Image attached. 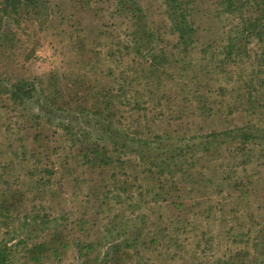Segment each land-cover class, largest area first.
<instances>
[{
	"label": "rangeland",
	"instance_id": "374dc122",
	"mask_svg": "<svg viewBox=\"0 0 264 264\" xmlns=\"http://www.w3.org/2000/svg\"><path fill=\"white\" fill-rule=\"evenodd\" d=\"M190 1L192 22L198 31L187 56L175 48L176 37L170 35L164 0H49L40 6L44 9L40 22L23 19L19 20L20 24H0V34L4 36L0 40V240L10 237L14 230L20 234L25 220L30 221L34 214L40 216L44 212L38 201L35 179L31 180L28 173V161L38 146L33 142L34 137L38 136V144L45 147V159L39 158L40 166L46 168L54 164L58 170L52 178L57 196L51 197L48 204L55 216L65 215L76 222L83 214L91 215L100 208V204L95 203L98 201L91 200L94 207L86 201L87 188L102 182L107 186L110 181L103 170L93 171L89 166H82V154L92 146L108 144V140L102 138L107 136L105 130L109 125L112 130L124 132L123 137L128 136L124 139L131 151L134 146L127 138L139 124L144 134L138 136L136 142L154 141V145L156 142L164 147L153 150L146 160L155 162L156 156L180 148L173 154L178 157L176 166L184 172L176 180L184 187L183 201L191 208L184 216L193 223L186 227L188 235L178 234V238L184 240L192 234L207 233L206 244L199 248L197 244H185L183 250L175 251L179 257L174 261L164 262L177 248L171 246L166 250L160 246L161 253L147 255L152 264H217L219 259L231 264L237 258L236 263L264 264V134L252 143L247 142L246 147H239L241 149L237 147L238 141L228 137L193 145L200 136L204 138L213 131L243 126L249 120L247 112L257 106L264 110V95H261L264 89L257 88L262 92L254 94L256 103L229 99L236 94H240L241 99L245 96L248 89L242 80L250 73L239 65L216 70L222 44L237 22L219 16L218 0ZM132 2L142 14L135 15ZM149 28L154 37L143 50L151 47L157 52L166 50L167 60L164 67L158 69L160 76L156 77L159 80L163 76L164 95H160L159 101L153 99L155 102L147 103L144 97H137L145 88L140 87L141 82L149 83V91H154L158 84L154 79H143L139 61H132L134 55L124 49L129 45L128 39L141 38ZM210 44L212 46L206 50ZM204 67L213 74L204 73ZM225 72L231 78L226 83L223 82L226 74L222 75ZM41 78L49 101L44 93L37 91L38 85L30 86ZM211 78L223 83L210 82ZM191 79L196 80L191 83ZM20 80L29 84L27 88L34 92L33 99L15 104L8 99V92ZM120 86L126 92L123 97H117ZM219 86L224 87V92ZM233 90L235 93L231 94ZM107 93L114 97L107 98ZM205 98L207 106L203 114L196 109L199 100ZM108 99L112 102L113 124L91 111L98 100L110 102ZM119 100L132 106L139 104L140 108L135 113L130 112ZM181 111L183 119L179 121L175 117ZM259 121L264 125V116H260ZM258 125L263 127L261 123ZM67 132L72 136L69 142L63 135ZM122 169L123 174L138 177L137 185L143 192L154 188V181L142 176L140 171L135 172L128 166ZM198 174L207 180L205 186L200 187L201 194L193 192L198 185ZM115 178L120 180L122 175ZM247 183L254 190L246 200L240 197L239 188ZM220 187L221 193L218 192ZM212 188H215L214 194ZM43 206L47 207L44 203ZM208 207L213 209L208 210L209 218H199L200 210ZM103 210L106 211V207L99 209ZM117 212L118 209L112 214H101L100 222L105 223L103 219L109 220ZM142 212L152 219L160 214L164 218L170 215L166 208L155 209L153 214L148 209ZM138 224L142 230L146 228ZM159 240L162 241L163 236ZM257 241L258 245L253 246ZM69 245L62 262L51 259L43 264H80L74 247Z\"/></svg>",
	"mask_w": 264,
	"mask_h": 264
},
{
	"label": "trees",
	"instance_id": "16d2710c",
	"mask_svg": "<svg viewBox=\"0 0 264 264\" xmlns=\"http://www.w3.org/2000/svg\"><path fill=\"white\" fill-rule=\"evenodd\" d=\"M47 1L49 2V0H0L1 26L9 22L20 24L19 20L23 19H33L36 22H40L44 14V9H40V6L41 4L46 5ZM190 3V0H164L170 24V35L176 37V50L185 56L189 53L191 46L194 45V36L198 31L194 22H192L193 11L190 8ZM217 5L221 9L219 16L233 19L237 24L234 27V31H230L226 42L222 44L221 58L216 70L219 68L221 70L226 69L230 65L233 67L239 65L250 70L249 75L242 80L243 86L248 89V92L242 99L240 94H236L234 97L230 96L229 99H235L236 101L246 100L249 103H256L257 98L254 94L260 91L257 88L262 87L264 89V0H218ZM131 7L135 15L136 13L142 14L141 9L133 2L131 3ZM139 22L140 20H137V23ZM3 37V34H0V40ZM153 37L154 33L149 28L147 34H143L141 38L128 39L130 46L124 45V50L128 54L132 53L134 55L132 61L135 59L139 61L138 65L141 67L143 79H154L158 84L154 91H149V83L147 81H140V87L145 88H143V92H140V96L137 97L140 99L144 97L147 99V103L148 101H154L153 99L159 101L162 99L160 95H164L162 90L163 76L159 80L156 77L160 76L158 69L163 68L167 60L165 57L167 51L160 50L157 52L156 49L154 51V48H149V46V50H143L144 47H147L148 43L150 44V39ZM250 45L254 46V48H251ZM211 46L212 44L208 45L206 50ZM143 65L145 68H143ZM205 67L203 72L207 75H212L213 72L211 73V70ZM224 74H226V78L223 82L226 83L231 78L227 72L222 73V75ZM126 79L127 77L124 78V80ZM195 80L191 79L189 82L194 83ZM136 81L138 83V79ZM210 82L223 83L215 78H211ZM43 83L44 81L41 78L30 86L33 88L35 85H38L37 91L41 95L44 93L46 99L49 101L48 93L43 87ZM195 83L199 84V82ZM28 86L27 82L20 80L10 88L8 99L15 104L33 99L32 94L34 92L30 88H27ZM219 87H221L219 90L224 92V87ZM184 91L183 88V93ZM234 93L233 90L231 94ZM125 94L123 86H120L117 97H123ZM210 94L206 96L210 97ZM155 95L157 96L154 97ZM261 95H264V91ZM106 96L107 98L114 97L110 93H107ZM108 100L110 101V99ZM118 102L124 107H129L130 112L137 111L140 108L139 104L132 106L120 100ZM111 105V101L102 103L98 100L92 106L91 111L93 114L107 119L109 124H113L110 119L113 113V110L110 108ZM206 106V98L204 100L201 99L198 102L196 110L204 114L206 113ZM113 108L117 109L115 105ZM108 112L110 113L108 114ZM229 112L232 115V110ZM182 113V111L179 112L175 118L179 121L182 120ZM247 116H249V120L243 126H236L223 132L213 131L205 135L204 138H200V136L199 141L193 145L199 146L204 143L214 142L217 138L228 137L231 141L239 142L237 145L238 149H241L239 148L241 146L246 147L248 145L247 142L252 143L253 139L262 137L264 134V125L259 121L260 116H264V110H262V107L257 106L253 110H249ZM258 123H261L263 127L259 126ZM138 127L139 124L134 127L133 134L127 138L131 140L134 146L131 151L127 148L125 136L123 137L125 133L117 129L112 130L109 125L106 128L107 130H105L107 136L102 138V140H108V144L92 146L87 148L82 154V166H89V169L93 171L103 170L107 176L109 175L108 178L111 182L108 181L109 184L107 186L102 182L99 186L88 187L85 195L86 201L92 207L94 206L91 200L94 199L98 201L95 203L100 204V208L106 207V211L100 212V208L97 207L98 210L94 213L91 215L87 213L83 214L76 222H72L65 215L55 216L53 208L48 204L51 197L56 198L57 196V191L54 187L56 184L53 183L52 178L58 173V170L54 164L46 166V168L40 166L39 158L45 159V147L38 144V136L34 137L33 142L35 146L36 144L38 146H36L28 161L30 165L28 173L31 175V180L35 179L34 184L38 189V201L44 208V212L40 216L37 213L34 214L30 221L25 220L19 229L20 234H16V230H14L10 234V237L0 240V264H18L19 262L20 264H43L51 259L62 262L63 256L70 249L69 244L74 247L75 257L80 264H152V260L147 255L148 253L150 255L158 252L161 253V250H159L160 246L166 250L171 246L177 248L173 250L174 254L166 257L164 262H167L177 259L179 254L175 253V251L183 250L185 244L189 246L197 244L198 248L204 242L206 244L205 237L207 233L205 232L192 234V236L184 238V240H180L177 236L178 234L188 235L186 227L192 226L193 223L191 218L184 216L189 213L191 208H188L183 201L185 190L184 187L180 186V180H176L179 174L184 172L183 168L180 169L176 166L175 160L178 157L173 154L175 150L180 148L171 149L170 152L168 150L167 154L158 155L155 158V162H150L145 157L149 153H152L153 150L164 147L156 142L154 145V141L136 142L137 137L144 134ZM63 135L64 139L68 142L70 138L72 139V136L68 132ZM164 136L167 138L168 134ZM126 137L128 136L126 135ZM252 145L254 146L255 144ZM194 146H191V149H195ZM241 151L244 152V150ZM130 153L134 155V158L130 157ZM164 156H166L165 160L162 159ZM46 159L49 161V156ZM124 166H128V169L133 168L135 172L140 171L142 176L152 179L154 181V188L143 192L140 185H137L138 177L136 175L123 174L122 168ZM35 171L37 174H34ZM120 175H122V178L117 180L115 177H120ZM196 180L198 185L193 192L201 194L200 187L202 185L205 186L207 180L200 174L197 175ZM212 190L214 194L215 188H212ZM253 190L250 183L244 186L241 184L239 188L240 197H244L247 200L248 195ZM222 191L220 187L218 192L221 193ZM148 198L149 200H147ZM43 203L47 207L43 206ZM193 204L194 206H202L201 204ZM162 208L170 211V215L166 218L160 214L152 219L149 218L152 216H148L142 212L144 209H148L153 214L155 209ZM117 209L118 212L114 217L109 220L103 219V221H106L105 223L100 222L101 218L99 217L101 214H112ZM211 209V207H208L206 210L201 209L197 216L208 219V210L213 211ZM139 222L146 226V228L142 230V227L138 224ZM170 234L176 236H171ZM160 236H163L162 241L159 240ZM82 237H85L87 240H83ZM257 243L258 241L253 246H257ZM237 259H234L235 262L231 261V264H244V262L236 263ZM217 261V264H229L222 259ZM250 264L254 263L251 262Z\"/></svg>",
	"mask_w": 264,
	"mask_h": 264
}]
</instances>
